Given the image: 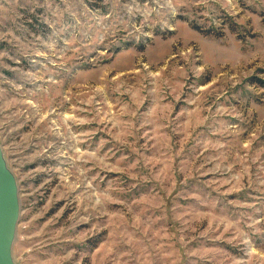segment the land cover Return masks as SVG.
Instances as JSON below:
<instances>
[{"label":"rangeland","instance_id":"1","mask_svg":"<svg viewBox=\"0 0 264 264\" xmlns=\"http://www.w3.org/2000/svg\"><path fill=\"white\" fill-rule=\"evenodd\" d=\"M16 264H264V0H0Z\"/></svg>","mask_w":264,"mask_h":264},{"label":"water","instance_id":"2","mask_svg":"<svg viewBox=\"0 0 264 264\" xmlns=\"http://www.w3.org/2000/svg\"><path fill=\"white\" fill-rule=\"evenodd\" d=\"M0 144V264H16L13 244L20 219L19 186Z\"/></svg>","mask_w":264,"mask_h":264}]
</instances>
